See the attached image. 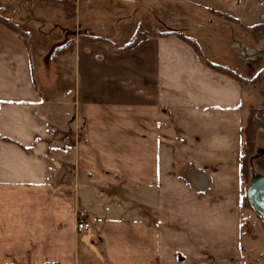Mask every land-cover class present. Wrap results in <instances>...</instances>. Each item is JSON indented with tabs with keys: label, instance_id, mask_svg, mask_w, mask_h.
I'll use <instances>...</instances> for the list:
<instances>
[{
	"label": "crops",
	"instance_id": "crops-1",
	"mask_svg": "<svg viewBox=\"0 0 264 264\" xmlns=\"http://www.w3.org/2000/svg\"><path fill=\"white\" fill-rule=\"evenodd\" d=\"M183 1L264 23V0ZM113 4L117 15L123 8ZM89 10L92 21L103 15ZM213 35L202 53L217 64L223 45ZM21 45L0 50V264H264L243 258L240 243L234 80L176 36L119 53L77 40L64 120L43 110ZM185 169L208 183L205 192ZM77 221L88 229L77 232Z\"/></svg>",
	"mask_w": 264,
	"mask_h": 264
},
{
	"label": "rangeland",
	"instance_id": "rangeland-1",
	"mask_svg": "<svg viewBox=\"0 0 264 264\" xmlns=\"http://www.w3.org/2000/svg\"><path fill=\"white\" fill-rule=\"evenodd\" d=\"M113 2L123 8L117 15H112ZM82 3L88 12L81 11L78 7L77 14L74 11L78 20L83 14L85 17L80 22L76 19L75 23L74 18L70 21L64 20L61 6L53 4V0H0V17L16 29L13 33L0 27V50L6 48L15 52L22 43L31 55L37 90L41 101L45 103L43 109L45 113L60 115L64 120L65 116L70 114L68 106L72 100L74 83L71 57L73 52L71 54L69 50H65L63 55L59 56L54 54L56 48L73 41L74 51L75 42L77 40L83 42V37L102 38L105 48L110 52L119 53L129 43L137 29H144L147 25L157 33L180 30L196 35L199 42L193 40L201 52L207 50V39L213 38L215 33L223 45V48L217 46V53L221 58L216 65L226 67L246 80L245 86L240 88L241 124L245 121L249 106L255 109L263 108L259 92L262 84L252 83V80L264 68V29L254 31L251 29L253 26H245L233 17L241 27L212 13L204 6L199 7L183 0H82ZM89 7H97L98 13L103 15L92 21L89 16L92 11ZM215 12L225 14L222 11ZM106 14L109 16L104 17ZM14 38L21 43H15ZM202 55L205 59L203 53ZM247 58L252 60H246ZM67 133L69 132L63 131V134ZM255 149V155L264 150L262 130L256 135ZM252 174L249 171L247 177L241 180L240 243L248 246L243 258L262 261L264 227L261 218L251 208L246 197L247 186L253 179Z\"/></svg>",
	"mask_w": 264,
	"mask_h": 264
},
{
	"label": "trees",
	"instance_id": "trees-1",
	"mask_svg": "<svg viewBox=\"0 0 264 264\" xmlns=\"http://www.w3.org/2000/svg\"><path fill=\"white\" fill-rule=\"evenodd\" d=\"M53 4L60 5L61 12L64 14L65 19H72L74 16V4L68 0H53ZM214 14H217L226 20L235 23L239 26H241L236 19L233 17L227 15V14H221L218 12H215L213 10H209ZM0 27H4L5 29L9 30L10 32L15 33L16 29L14 26H12L9 22L4 20L2 17H0ZM242 27V26H241ZM254 31H263L264 29V23L258 24L253 27H251ZM169 36H176L178 39H180L182 42L187 44L192 48L197 58L201 61V63L213 70L216 73L222 74L226 77H229L230 79L234 80L240 88L244 87L246 84V80L239 77L235 73H233L231 70H229L226 67L219 66L216 64H213L209 62L208 60L203 58L202 52L200 51L197 43L191 39L190 37H187L182 31L180 30H172V31H166L163 33H157L154 32L152 29L149 28V26H145L144 29L140 28L137 29L133 37L130 39L129 43L124 46L120 51H128L133 49L138 43L147 40L149 38H165ZM85 42H102V38H96V39H90V38H82ZM104 42V41H103ZM72 46L73 41H68L66 44L61 45L60 47L56 48L54 50V54L56 55H63V52L65 50H69V53L72 54ZM252 83L256 84H262V87L260 89V96L262 98V105L263 108L255 109L253 107L249 106V109L247 111V115L245 117V121L243 122L241 129H240V137H241V144H240V177L242 178L247 177L248 172L251 173L256 172L261 175H264V150H262L259 154L255 155V141H256V135L259 131H264V68L253 78ZM242 182V181H241Z\"/></svg>",
	"mask_w": 264,
	"mask_h": 264
},
{
	"label": "water",
	"instance_id": "water-1",
	"mask_svg": "<svg viewBox=\"0 0 264 264\" xmlns=\"http://www.w3.org/2000/svg\"><path fill=\"white\" fill-rule=\"evenodd\" d=\"M253 179L246 189L251 208L261 218L264 227V175L253 172Z\"/></svg>",
	"mask_w": 264,
	"mask_h": 264
},
{
	"label": "built area",
	"instance_id": "built-area-1",
	"mask_svg": "<svg viewBox=\"0 0 264 264\" xmlns=\"http://www.w3.org/2000/svg\"><path fill=\"white\" fill-rule=\"evenodd\" d=\"M246 60H252V59L247 58ZM193 174H194V171H192L190 169L189 170L185 169L183 172L184 178L190 183V185L194 189H196L200 192H205L208 188V183L207 184H206V182H203L201 184L196 183L195 181H193V178H192ZM88 227H89L88 224H86L85 222L77 221V223H76V230L79 233L85 232L88 229Z\"/></svg>",
	"mask_w": 264,
	"mask_h": 264
}]
</instances>
